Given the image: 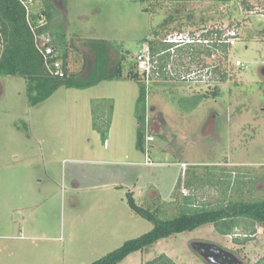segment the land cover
Here are the masks:
<instances>
[{
  "label": "rangeland",
  "instance_id": "1",
  "mask_svg": "<svg viewBox=\"0 0 264 264\" xmlns=\"http://www.w3.org/2000/svg\"><path fill=\"white\" fill-rule=\"evenodd\" d=\"M241 1L66 0L63 7L54 0L66 20L69 72L81 81L94 74L88 41L96 40L122 55V76L60 87L32 104L23 78L0 75V264H91L150 232L127 194L145 208L171 202L176 192L190 196L192 208L264 199V1L252 5L253 14ZM166 18L172 21L160 27ZM216 30L219 40L205 36ZM156 31L162 43L169 36L194 43L173 47L146 80L136 56ZM222 42L231 52L224 57L215 46ZM118 56L110 55L109 71ZM235 58L245 68L231 69ZM129 66L138 79L122 78ZM185 180L194 188L182 187ZM253 229L240 221L223 236L205 225L119 264L161 255L174 264H208L195 242L215 244L242 264H264V227Z\"/></svg>",
  "mask_w": 264,
  "mask_h": 264
},
{
  "label": "trees",
  "instance_id": "2",
  "mask_svg": "<svg viewBox=\"0 0 264 264\" xmlns=\"http://www.w3.org/2000/svg\"><path fill=\"white\" fill-rule=\"evenodd\" d=\"M66 0H60L64 7ZM227 3L230 0H216ZM42 12L45 13L47 25L45 29L50 35V45L54 49L53 60H60L63 67L64 76H51L44 68L42 57L36 51L32 35L25 22L23 8L16 0H0V34L3 37V50L0 56V75L21 77L26 83V92L32 104H37L50 96L60 87L65 88H87L103 80L121 79L122 76V55L114 48L112 43L106 41L89 40L91 48L95 49L97 62L94 74L86 81L78 79L77 75L68 70V60L70 56V46L66 40V20L64 14L57 8L54 0H40ZM245 10H250L253 6L245 1L240 2ZM170 18H166L160 27L165 28ZM215 33L217 39L223 35L222 31H209L205 34ZM158 31L153 33L151 39H145L148 45L149 57L151 61V72L162 68L170 57V50L174 45L162 43L157 37ZM232 38V37H230ZM158 39V40H157ZM219 40V39H218ZM190 47V45H188ZM224 56L231 54L229 43H218ZM115 53L118 60L110 71L107 68L110 55ZM231 69H241L230 67ZM123 79L136 80L138 73L129 66V72ZM36 92V95H33ZM145 93L143 88L140 90V97L136 105V110L144 109ZM144 103V104H143ZM108 131V130H107ZM104 143L107 140L106 130L100 131ZM137 147L142 149L144 137L138 133ZM264 181V176H262ZM178 185V191L181 188ZM182 187L193 189V184L187 180ZM191 197L181 196L175 193L173 200L169 203H150L146 208L138 205L131 194H127V204L130 209L150 222L153 228L150 232L139 238L127 241L120 248L105 255L91 264H119L129 255L141 252L153 246L162 239L170 236L189 233L205 225H213L216 231L223 236L231 235L240 227V221H244L245 231L253 233L254 226L264 227V199L246 201L243 199L232 200L227 204H219L216 207H191ZM146 264H174L165 255L148 261Z\"/></svg>",
  "mask_w": 264,
  "mask_h": 264
},
{
  "label": "built area",
  "instance_id": "3",
  "mask_svg": "<svg viewBox=\"0 0 264 264\" xmlns=\"http://www.w3.org/2000/svg\"><path fill=\"white\" fill-rule=\"evenodd\" d=\"M19 5L23 8L24 15H25V22L28 26V29L33 38V44L38 52V54L42 57L44 68L51 76L63 77V67L60 60H53L54 57V49L50 45V35L49 32L45 29L47 25V19L45 13L42 12L41 7H39V0H16ZM246 3L253 5L258 2H262L264 0H242ZM41 5V4H40ZM245 10V9H244ZM247 13L253 14L254 9L253 7L250 10H246ZM236 33L234 30L231 32V37H235ZM176 39L175 36H169L166 38L165 43H176L184 41L185 43H192L194 40L187 38V37H178ZM231 38V39H232ZM3 50V37L0 34V56ZM136 61L138 65V69H141L142 75L148 80L149 75L151 73V61L149 57V49L148 46L143 45L141 52L136 56ZM233 64L239 68H245V63L243 60L235 58L233 59ZM152 140L151 136L146 137L145 143V150L148 149L147 142ZM145 164H151L150 158H146Z\"/></svg>",
  "mask_w": 264,
  "mask_h": 264
},
{
  "label": "water",
  "instance_id": "4",
  "mask_svg": "<svg viewBox=\"0 0 264 264\" xmlns=\"http://www.w3.org/2000/svg\"><path fill=\"white\" fill-rule=\"evenodd\" d=\"M262 72L264 76V69ZM191 247L208 264H242L232 253L215 244L195 242Z\"/></svg>",
  "mask_w": 264,
  "mask_h": 264
},
{
  "label": "clouds",
  "instance_id": "5",
  "mask_svg": "<svg viewBox=\"0 0 264 264\" xmlns=\"http://www.w3.org/2000/svg\"><path fill=\"white\" fill-rule=\"evenodd\" d=\"M193 43H194V41H193L192 43H185L184 41H181V42L170 43V44L174 45L173 47H179V46H181L182 44H183V45H189V44H193ZM173 47H172V48H173Z\"/></svg>",
  "mask_w": 264,
  "mask_h": 264
}]
</instances>
